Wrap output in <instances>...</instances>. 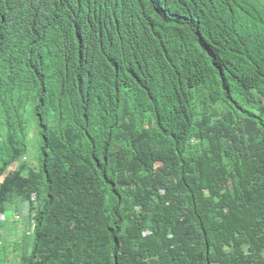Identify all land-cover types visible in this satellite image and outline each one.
<instances>
[{"label":"trees","instance_id":"trees-1","mask_svg":"<svg viewBox=\"0 0 264 264\" xmlns=\"http://www.w3.org/2000/svg\"><path fill=\"white\" fill-rule=\"evenodd\" d=\"M188 1H91L85 44L59 36L81 0H0V175L33 156L0 183L34 219L12 218L16 264H264V0L179 32Z\"/></svg>","mask_w":264,"mask_h":264},{"label":"clouds","instance_id":"clouds-1","mask_svg":"<svg viewBox=\"0 0 264 264\" xmlns=\"http://www.w3.org/2000/svg\"><path fill=\"white\" fill-rule=\"evenodd\" d=\"M79 1V0H78ZM91 1H95V0H81L79 7L75 10V5H72L70 7L69 11V20L67 22V26H62L59 27L60 32H59V36H64L65 34H67V32H72V31H77L78 29L82 30V43H90L93 41V39H88L86 37H90L92 32L96 31L93 28L95 27V20H94V15L96 13L95 10H92L93 5L90 4ZM202 1L205 0H190L187 2V4L183 7V9L180 10V13L178 16L174 17V27L173 29L177 30L180 32L181 30V26L182 24L188 20L191 19V17L194 18V16L198 13H205L207 14H212V15H216L221 16L222 19H224V17H226L228 20L231 17H235L237 18L241 23H243V21L248 20L251 16L247 15V10L248 7L245 6H240L238 3V0H218L221 1L220 4H209V3H203ZM264 6H260L259 7V13L255 14V16H258L257 19L260 20V14L263 10ZM75 10V11H74ZM179 17H181V21H178ZM152 28L155 27H161L159 25H152ZM72 30V31H71ZM131 34H133V30L131 28L127 29ZM54 29H51L49 32L53 33ZM73 33V32H72ZM25 40L23 38V41L26 45H28V47L32 46H36V38L33 36L30 37H26L25 36ZM117 46V50L121 53H130L129 51V45L127 43V40L122 39L119 42H117L116 44ZM131 54V53H130ZM219 55V54H217ZM121 55H114L111 56V59L107 60L105 67H107V71L103 72V73H108L110 70L111 72H119V68L118 65L123 64L124 59L119 58ZM217 58V57H216ZM215 57H213V60H216ZM155 60V59H154ZM218 61V60H216ZM215 61V62H216ZM2 134V141L7 140L9 142H11L14 137L11 135L10 131L8 130V132L6 134H4L3 131H1ZM32 131L30 130V136H32ZM211 139L215 140V136H213ZM32 139H28V143L29 146H32ZM233 140V139H230ZM246 141V140H245ZM229 142V141H227ZM249 139H247L246 143L247 145H251L249 143ZM252 146V145H251ZM253 147V146H252ZM5 160V159H4ZM6 161V160H5ZM26 162L27 164H32L33 161V156L31 155H27V156H22L21 159H17L15 161H13L12 163H10V165H8L6 167V169L2 172V174L0 175V183L3 182L4 178L7 176L11 175L12 170L15 168V166L17 164H21V162ZM7 162V161H6ZM35 163V159L34 162ZM32 197L30 198V200H35V195L32 194ZM17 204V211L15 210H11V211H1L0 212V251L2 249V246L4 247L5 244H7L8 248L7 250L9 251V257H8V263H12V264H16L19 262V257H22L23 254L28 255L30 252H26L27 250L30 251L32 249V245H29L25 248H17V250H14V235H13V223L14 221H12V218H15V220L17 221H24V222H30L31 224L34 225V219L32 218V216H29V212L27 213L28 210V202L26 201H21V200H16L15 201ZM18 204H21L23 209L25 210V212L27 213L26 216L22 215V212H19V206ZM35 204V203H34ZM21 231H18L16 233V238L17 235L21 236L23 234H21ZM19 241V240H18ZM20 242V241H19ZM25 256V255H24Z\"/></svg>","mask_w":264,"mask_h":264},{"label":"rangeland","instance_id":"rangeland-1","mask_svg":"<svg viewBox=\"0 0 264 264\" xmlns=\"http://www.w3.org/2000/svg\"><path fill=\"white\" fill-rule=\"evenodd\" d=\"M18 206H19V212H22V215L23 216H26L27 215V213L25 212V210L23 209V207H22V205L21 204H18ZM23 255H26V254H23Z\"/></svg>","mask_w":264,"mask_h":264}]
</instances>
